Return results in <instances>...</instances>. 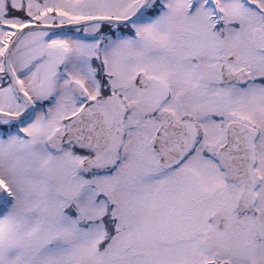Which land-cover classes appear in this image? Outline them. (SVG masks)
<instances>
[{
  "label": "rangeland",
  "instance_id": "rangeland-1",
  "mask_svg": "<svg viewBox=\"0 0 264 264\" xmlns=\"http://www.w3.org/2000/svg\"><path fill=\"white\" fill-rule=\"evenodd\" d=\"M75 1L48 0L45 3L44 0H28L29 10L20 12V20L41 25L67 24L88 18L111 17L114 13L119 17L132 5L131 0H90L83 8L95 13L84 14L75 6ZM257 1L264 5V0ZM12 2L18 6L19 0ZM165 2L173 5L171 0ZM184 7L185 0H176V7L171 6L173 10L163 14L162 23L166 22L160 26V30L152 28L143 32L141 42L151 38L154 42L158 40L160 49L177 45L179 52L183 48L190 52L198 51L196 53L200 55L203 65L215 76V57L220 53L214 42L220 40L212 37L208 10L198 5L192 14L187 15ZM52 8L57 14L52 13ZM222 9L227 21H239L240 37L229 29L226 32L235 34L236 43L240 41L237 49L228 48L223 41L219 44L228 54L242 56L249 67L254 68V59L259 58L254 72L264 73V57L255 54L256 47L249 41L250 30L260 32L259 41L264 40V32L259 30L257 18L246 13L237 1L223 2ZM9 11L6 1L0 0V21L10 23V15L3 16ZM172 19L176 20L174 27L177 33L171 36L169 21ZM44 37L42 31L26 32L19 38L12 53V64L23 91H29L35 101L46 98L50 104L45 111L38 107L31 116L32 122L24 125L31 136L29 141L19 140L12 134L6 138L0 137V182L9 199L8 208L0 216V264H207L214 258L217 264H264V180L258 187L259 191L257 188L254 211L260 231L259 238L255 239L250 214L236 212L233 204L235 191L221 188L219 175L211 167H207L210 174L204 175L205 180L201 184L206 196L201 189L188 191L187 186L184 198L177 192L179 180L176 186H169L171 193L176 194L178 208L169 214L171 208L166 207L163 201L162 212H159L162 219L158 224L149 219L151 197L153 192H158L165 199L164 192L168 185L140 182V177L133 182L135 169L132 165L135 164L124 162L114 179L105 175L92 176L93 180L81 185L74 178V160L66 152L59 155L54 151L52 146L57 149L58 145L52 131L60 127V118L68 117L77 107L66 91L61 73L66 72L77 82V79L86 81L87 66L83 59L89 51L84 46H77L75 40L60 37L44 41ZM172 40L176 42L171 43ZM57 43L67 48L62 72L58 73L56 64L62 63L59 59L62 53L61 49H57ZM137 43L135 46V42L125 40L105 44L101 57L107 63L108 71H118L128 76L142 67L149 70L145 62L137 59V55L129 54L130 49L134 52L133 47L141 53V43ZM166 54L161 50L155 64L166 58ZM1 65L0 78L3 79ZM171 85L172 91L176 92L177 84L173 82ZM254 91L239 95L238 104L232 101V105L245 114H253L258 122H263L259 114L256 116L251 111L264 106L263 94ZM12 97L9 87L0 85V110L12 109ZM21 107L19 104L13 109ZM0 122L4 123V120ZM49 142L52 143L50 146ZM135 149L137 151L139 146L136 145ZM106 154L102 165H108L114 159V152ZM127 180L130 182L127 183ZM72 196H75V201ZM110 197L114 198L118 210L112 212L120 218L118 224L110 221L108 229L106 224L101 228L93 223L92 217L105 212ZM71 206H76L78 211L75 217L67 216L71 213ZM212 206H216L219 215L228 220L222 232L214 231L215 234H212L209 230L210 235L205 240L208 251H205L200 243L206 226L201 222ZM174 208L172 206V210ZM126 225L130 234L123 229ZM162 226L172 227L173 233L162 229ZM161 229L163 233H155ZM117 231L118 234L113 236L112 233ZM157 238L159 240H155Z\"/></svg>",
  "mask_w": 264,
  "mask_h": 264
},
{
  "label": "flooded vegetation",
  "instance_id": "flooded-vegetation-1",
  "mask_svg": "<svg viewBox=\"0 0 264 264\" xmlns=\"http://www.w3.org/2000/svg\"><path fill=\"white\" fill-rule=\"evenodd\" d=\"M84 5L85 3L78 2L77 8L84 14L95 13L92 10L84 9ZM171 6L175 8L176 3ZM133 10V8H128L125 10L126 12L119 15L129 16ZM171 10L173 9L162 8L161 0H150L140 17V20L144 18V23L122 26L113 24L91 25L80 29V32L97 35L103 40L117 42L129 41L128 33L134 30L139 33L137 37L140 40L143 38V32H148L152 28L160 30V26H163V23L166 22L162 23L163 14L167 11L171 12ZM52 13L57 14V11L53 9ZM47 15L51 16L49 13ZM113 15L116 16L115 13ZM175 21V19L169 21L171 36L172 31L176 32ZM232 34L224 37L225 43L234 41L236 36ZM58 37L75 39L77 46H84L89 51V53L84 54L85 64L93 61L95 45L89 44L88 41H80L71 34L59 35ZM78 42H84L85 45ZM175 42V40L171 41V43ZM140 43L141 53L139 54L136 47H133L134 52L130 49L129 54L132 56L137 55V59L139 58L140 61L145 62L149 70L142 67L131 72L128 76H124L122 72L108 71L107 63L100 56L99 62L104 71L95 73L99 77H94L91 73L86 72V81H84L83 87L87 92V96L83 100L78 99L75 102L76 108H83L89 113H102L104 115L105 127L109 133L111 131L109 145L103 148L104 146L99 144V139H95L92 144L84 147L77 141L72 142L79 148H83L77 154L82 162L96 156L100 158L98 162L101 163L106 153L112 154L114 152V159L110 164L102 166L103 168L117 174L123 168L124 162L129 165L135 164L132 165L135 169V174L133 173L132 176L133 182L140 177V182L150 181L152 184L163 183L166 186L168 185L167 191L164 192L165 199L158 192H153L151 197L152 204L149 207L151 217L149 219L158 224L161 223L162 219L159 212L162 210L161 203L163 201L166 203V207L171 208L169 214L175 212L178 208L176 194L171 193L169 186L176 185L178 180H186L185 184L192 187V189L200 188L205 180L204 175L210 174V171H207V167H210L208 165L210 162L209 153H213L215 147L219 144L214 151L216 153L220 146L225 143L226 129L231 123H240L250 129V142L253 145L254 155L256 154L253 167L264 173V161L262 158L257 157L258 148L264 149V106H259L254 110L251 109L253 113H256V116L259 114L260 119L263 120V122H258L253 114H245L232 105V101L238 104L239 95H248L255 92L254 90L260 91L264 97V89L254 88L257 77L250 78L244 85L226 83L221 80L218 84V82H215L216 78L215 80L213 78L214 74L210 71L207 72L206 78L202 79L204 81L195 87L192 75L189 71L185 73L186 68L180 63L182 58L179 57L176 46L165 48L166 58L158 60V63L155 64L158 53L162 50L158 40L154 42V39L150 38ZM137 44L135 42V46ZM57 49H61V53H63L64 49L60 43H57ZM62 58L63 56L60 55V61ZM179 67L180 70H178ZM241 68V65L237 68L231 67L233 73ZM141 72L147 80L141 79L139 85L142 86L138 87L135 83V77ZM91 82H95L99 89L93 87L90 84ZM173 82L178 86L176 92L172 91L171 84ZM209 85H215L216 87H209ZM257 94L260 99H263L262 95ZM210 101L214 102L210 103ZM171 115L184 126V134L174 132L173 135L170 131L166 136L162 135V145L174 146L163 147L161 144L158 146V135L162 129L163 120L166 118L171 120ZM243 132L247 131L243 130ZM188 134L189 143L186 146ZM172 139L174 141L167 143L168 140ZM180 140L185 141V144L181 147H186L183 154L176 158L174 162L163 165L160 160L171 159V153L177 149L176 143ZM136 145L139 146L137 151L135 149ZM260 162L261 164L258 165ZM211 168L213 172L223 173L220 166ZM127 182H130V180H127ZM180 189L183 191L184 186L182 185ZM172 206L175 207L174 210H172ZM180 210L182 211V209ZM211 223L213 226L215 222L212 221Z\"/></svg>",
  "mask_w": 264,
  "mask_h": 264
},
{
  "label": "water",
  "instance_id": "water-1",
  "mask_svg": "<svg viewBox=\"0 0 264 264\" xmlns=\"http://www.w3.org/2000/svg\"><path fill=\"white\" fill-rule=\"evenodd\" d=\"M83 121H84L83 118H80V120L78 119V121L76 120L73 128L71 130H69L68 132L74 134L76 132V130H79V129L82 130V128L87 130V128H86V123L87 122L86 121L83 122ZM70 133H69V135H70ZM84 133L85 134H89V133H92L93 134V131L91 129H88L87 131H84ZM243 156H244V154H242V153H238L237 155H235L236 162H238L237 160L240 159V158H242ZM246 159H247V157H246ZM233 178L237 182H240L242 180H247L246 175L241 174V173H238V172H234V171H233ZM243 196H244L243 197V201H245V202H249V200L251 199L250 198V194H249L248 191H246Z\"/></svg>",
  "mask_w": 264,
  "mask_h": 264
},
{
  "label": "bare ground",
  "instance_id": "bare-ground-1",
  "mask_svg": "<svg viewBox=\"0 0 264 264\" xmlns=\"http://www.w3.org/2000/svg\"><path fill=\"white\" fill-rule=\"evenodd\" d=\"M171 2H172L173 4H175V3H176V0H171ZM15 41H16V38H15V40H14V43H15Z\"/></svg>",
  "mask_w": 264,
  "mask_h": 264
}]
</instances>
